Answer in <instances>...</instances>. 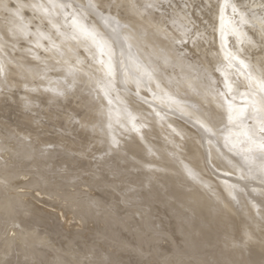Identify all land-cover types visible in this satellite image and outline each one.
<instances>
[{
	"label": "bare ground",
	"instance_id": "6f19581e",
	"mask_svg": "<svg viewBox=\"0 0 264 264\" xmlns=\"http://www.w3.org/2000/svg\"><path fill=\"white\" fill-rule=\"evenodd\" d=\"M9 1L11 0H0L2 6H0L1 87H3V83H10L8 78L14 80L11 78L14 77L11 74L12 70H18L21 76H30L34 71L43 68L35 64L42 58L27 63L18 59L24 52L32 51L33 43L31 46L24 43L22 45L23 49H20L21 46L17 43L21 40L25 41L28 37L37 40L35 37L39 35L40 31L33 29L30 32L29 29L31 28L29 23L24 21L21 9L30 6L29 9L36 10V14H43L45 18L52 21V14L47 13L41 5L34 6V0H27L26 3L13 0L11 4H9ZM165 2L167 1L165 0ZM6 4L11 5V7L5 13L3 7ZM43 5L45 6V4ZM218 5V11L214 13L206 9L207 11L199 18L201 21L196 20L198 25L196 24L197 28L194 35L192 34L193 38L194 36L197 37V40L201 38L204 41L205 39L204 43L194 42L195 53L197 52L196 59L199 58V60L205 62V64H201V67L205 65V72L199 70L201 69L199 64L196 61L193 63L192 58V63H189L184 56H180L182 51H179L180 53L178 52L179 55H177L176 48H173L174 45H170L168 48L165 45L167 50L157 57L142 52L133 45H129L126 50V53L128 51L129 55L138 57L141 61L167 59L169 62L164 68L173 67V70L184 75L190 72L198 73L201 78L200 88L206 87L209 89L207 98L213 101L212 104L222 107L226 105L223 116L225 119L224 124H229L233 128L231 130L223 129L221 127L223 123H220V121L217 124L206 122V119L209 120L215 116L213 112H198L189 118L188 123L193 130L192 132L187 130L189 134L194 135L200 142L209 138L211 144L205 147L202 146L198 154H186L181 159V172L177 173L176 176L181 175L179 178L187 177V179L196 181L194 182V195L186 197L184 193L180 192L183 185L176 183L174 192L167 189L164 192H158L157 195L154 194V197L152 195L137 197L136 201L129 202L126 192L134 177L138 176L141 181L148 182L145 180L149 175L148 169L155 166L157 162H153L149 167L138 165L139 161L136 160L132 163V168L127 170H124L121 166L116 170L112 166L113 164L108 163L109 154H111L110 152L107 154L108 150L111 151V146L115 145L109 141L113 130V124L109 118L104 119L101 117L95 126L102 138H100L101 142L104 141L105 147H100L102 155L99 153L98 156L96 154V158L94 157L96 160L93 165L97 169L90 173L87 183H78L77 180L69 177L72 170L74 172L79 171V166L86 165L81 163L85 155H72L73 152H70L71 154L67 153L62 147L56 145L57 143L48 147H41L40 145L41 151L35 148H25L19 144L9 145L8 138H5L8 133L6 134L3 129L0 119V264H264V210L258 208L264 205V142L261 141L264 138V63H257L256 59L247 60L246 57H240L241 54H244L253 58L255 54L254 46L257 42L254 39L255 34L263 31V29L258 28L259 24L243 26L242 31L232 33V36L234 37L235 34L236 38H234L236 42L233 45L223 42V33L234 28L236 19H231L227 23L221 11L224 5L221 3ZM54 16L57 18L56 14ZM185 17L182 16L183 21H185ZM213 17H215V21L213 20L215 22L214 32L208 34L205 32L202 19L204 18V21L207 22ZM233 17L231 15L229 18ZM143 19L145 20V18ZM241 19L237 20L241 21ZM173 20L174 16L170 13L166 21L172 23ZM96 21L99 22L97 27L94 24ZM38 22L39 25L44 23L42 19ZM108 23V21L102 20L98 13H95L85 20L81 29L89 35H96L100 31V27ZM182 25H185L184 22ZM70 26L69 29L76 28L73 23ZM179 27H181V23ZM82 34L84 33L82 32ZM213 35L216 36L214 39H212ZM136 38H139V36L136 35ZM188 38L190 37L184 39L187 42L184 43L187 44V48L185 47L187 52H190L193 48L188 51L190 48L188 44L189 46L191 44L188 43L191 41ZM187 39L190 41H187ZM94 40V44L91 45L94 51L101 48L123 46L121 40H116L114 45L108 41L110 39L105 40L104 37H95ZM53 42L55 41L53 40ZM80 43L82 42L80 41ZM154 43V47L162 45V41ZM243 45L246 46V50L243 48L244 50L235 53L227 50L229 46L241 48ZM63 46L62 44L59 47ZM204 46H206L207 53L202 52ZM38 47L36 46V48ZM76 47L79 48L78 40L73 47L71 46V51L68 52L71 58H75V51L72 50H75ZM61 51L59 52L61 53ZM55 56L53 58H56ZM193 56L195 58V55ZM38 57L40 56L37 55ZM107 59L111 62L113 60L112 58ZM76 61L79 62L77 59ZM111 62L103 65V71H106L109 67L112 69V63L114 64L115 61ZM73 63L69 65H73ZM185 63L188 65L183 67ZM69 65L68 67H70ZM159 69H162L160 63ZM208 76H213L215 80L223 83L209 87ZM88 79H86V82ZM112 81L110 90H112L111 88L117 89L120 83H126V77L121 75L115 81ZM174 82L177 84L176 81ZM83 83H81V86H83ZM170 83L174 84L172 82L168 84ZM165 85L159 84L158 90H156L158 97L156 98L166 97V99L168 98L167 101L171 100L172 105L178 108L185 100L181 99L176 92L173 94L167 93V97ZM81 88L84 90V87ZM136 88L138 89V87ZM85 89H88V87ZM137 89L135 93H137ZM53 93H56V91H53ZM78 95L77 92V97ZM71 96L73 99L72 94ZM134 96L137 97V95ZM105 97L104 94L103 98L105 99ZM126 98L123 99V103L129 105L132 101L128 97ZM198 98L199 94L195 93L191 96L188 105L191 102H196ZM1 100L0 97V102ZM245 100L247 102H244ZM152 101L153 99H148L144 101V105L152 107ZM104 103L106 106L100 109L103 113L118 108V103H109L108 101ZM240 103L243 105H239ZM246 103H250L251 107H245ZM72 110H74V107ZM195 111L198 110L195 109ZM123 113L125 112L123 111ZM168 114L170 115V113ZM147 117L148 121H152L156 115L152 112ZM72 118L74 119V117ZM125 118L126 115L123 114L121 119ZM71 120L69 121L72 122ZM158 120L164 124L171 122L168 124L169 129H176L179 123L171 121L173 118L167 115H160ZM72 123L75 124L74 127L76 128L80 122L78 123L76 119ZM84 126L80 129H83ZM91 128L93 127H90V130H92ZM18 131L20 132L19 128ZM163 131L160 127L161 139L163 141L170 140L171 137L167 133L163 135ZM181 134L183 133L181 132ZM48 139L46 141L50 140ZM253 141H261V144L253 145ZM38 143L40 144V142ZM41 144L47 146L48 142L43 143L42 140ZM86 145L88 146V143ZM255 147L257 149L253 150ZM135 150L139 151V157L141 158V154L146 149L138 146ZM250 150H253V152H250ZM126 152L128 153L125 149L123 154ZM164 163H168L171 167L176 165L175 160L164 159ZM254 163L260 164V166H253L255 170L250 167V164ZM87 164L92 163L88 162ZM138 168L141 171H138ZM104 171L107 174H114L118 171L116 174L121 179L122 189H117L114 192L103 191V189L108 188L103 186L99 176ZM169 172L170 168H166L160 173H150V175L153 174L151 180L160 188H163L165 178ZM71 179H74L73 182H69ZM82 189L88 191V194L80 196L83 198L77 197L79 195L78 191ZM169 196H173V203L164 208L163 206L160 208L155 207ZM227 196H231L232 199L236 200H238L236 197H239L240 202L245 203V208L237 210L236 205H228L225 208L218 207L211 215L213 216V222H211L209 220L211 217L208 216L209 211L204 208V205L208 203L210 198L215 200L217 197ZM86 203L91 207L81 211L80 208L86 207ZM188 206H195L197 209L192 214H185L182 220H177L179 214ZM162 208L163 210H161ZM50 211L58 212L59 218L51 216ZM225 213L229 215V219H226L223 215ZM90 216L92 221L88 219ZM194 216H196L195 219ZM88 220L91 221L90 225L87 224L89 223ZM237 220H243L242 224L236 226ZM187 222L196 227L195 229L199 233L198 238L190 237L188 241L185 239V235L188 234L186 229L190 228ZM81 224H87L84 228L86 230L87 227L88 231L81 230ZM99 234H101L102 240L96 242L97 239H100ZM237 238L238 240L232 243ZM62 249L64 250L62 251Z\"/></svg>",
	"mask_w": 264,
	"mask_h": 264
},
{
	"label": "rangeland",
	"instance_id": "374dc122",
	"mask_svg": "<svg viewBox=\"0 0 264 264\" xmlns=\"http://www.w3.org/2000/svg\"><path fill=\"white\" fill-rule=\"evenodd\" d=\"M18 1L21 3H26L27 0ZM162 1L163 0H34V6L41 5L44 7V10H46L47 13L52 14V21L45 18L43 14H36V10L34 11L33 9H29L30 6H28L29 8L21 9L22 16H24V21L28 22L29 27L31 28L29 29L30 32H32L33 29H37V31L40 30L39 33L35 31L40 35L39 37V35L36 36L35 34V39H40L37 42V40H33L34 38L30 39L28 37L25 41L21 40L18 42L17 44L21 46L19 47L20 49H23L22 45L24 43H27L30 46L33 43L32 51L27 53L24 52V54H21V57H18V59L24 63H27L28 61L35 62L39 60V58H42L37 63L35 62V64H37L38 67L43 68L34 71L30 76H21L20 73H18V70H12L11 74L14 77L11 78L14 80L8 78V82L10 83H3V87L0 85V97L2 98L0 102V119L6 134L8 133V136L10 135V137H5L8 138L9 145L19 144L21 146L23 145L25 148H35L36 150L38 149L41 151V147H48L49 145H54V143H57L56 145L62 147L67 153L73 152L72 155L83 154L85 155V160L83 159L81 163L86 165L79 166V171L75 170L76 172H74L72 170L71 174H69V177L74 178L78 183H87L90 173L97 169L93 163L99 153L102 155V150L100 147H105L104 141L103 143L101 142L102 138L95 126L98 124V120L101 117L104 119L109 118L113 124V130L111 132L112 137L109 138V141L111 144L113 142L115 145L111 146V151L108 150L107 154H109V152L111 153L109 154L110 159L108 160V163L113 164L112 166L116 170H118L119 166L123 167L124 170H127L132 168V163L136 162V160L139 161L138 165H147L149 167L153 164V162H157L155 166L148 169L149 177L147 176L145 178V180L148 182L141 181L138 176L134 177L131 186L126 192L128 195L127 200L129 202L136 201L137 197H146L149 195L154 197V194L157 195L158 192H164V190L167 189H171L172 192H174V185L176 183L183 185V189L180 192L184 193L186 197H192L194 195V182L196 181L194 179H187V177L179 178L181 175L176 176L177 173L181 172V159L184 158L186 154H198L202 146L205 147L211 144L209 138L205 139L203 142H200L194 135L189 134V130L190 132L193 131L190 127L191 125L188 123L189 118L194 115V113L213 112L215 116L209 120L206 119V122H213L217 124L220 121V123H223L221 124L223 129L227 131L231 130L233 128L229 124H224L225 119L223 116L225 114L224 110L226 109V105L222 107L212 104L213 101L207 98L209 89L206 87L200 88L201 85H199V82H201V78L198 73L190 72L189 74L184 75L176 70H173V67L164 68V66L169 62L167 59L158 61H141L138 57L129 55L128 51L126 53L127 47H129V45H133L138 50L157 57L163 51H166L168 46L174 45L173 48H176L175 51H177V55H179V51L184 52H181L183 55L179 52L180 56H184L186 61H189V63H194V61H196L201 69L198 68L199 66L197 68L205 72V65L201 67V64H205V62H202L199 60V58L196 59L197 52L195 53L194 49V42L199 41L200 43H204L205 41V39L202 41L201 38L197 40V37L195 36L193 38L198 25L196 20H200L199 18L207 10H211L214 13L218 11V4L221 3L224 5L222 6L221 11L225 16L224 19L227 21V23L231 19H236L234 28L223 33V42L233 45L236 42L235 34L234 37L232 36L233 32L242 31L243 26H255L259 24L258 28L263 29V31L255 34L256 37H254V39L257 42L254 46L255 54L253 58L250 55L246 56L244 54H241L240 57H246L247 60L256 59L257 63H264V0H240L239 2L238 0H166L167 2L164 0L163 3ZM11 2H13V0L9 1V4H11ZM9 4H6L3 7V11L5 13L11 7ZM43 4H45V6ZM95 13H98L102 20H106L109 23L104 24L103 27H100V31L96 35H89L87 32L85 33L81 27L84 25L85 20L88 17H92ZM170 13H172L174 16L172 23L166 21ZM54 14L57 15V18L54 16ZM231 15L234 17L229 18ZM182 16H186L185 21H183ZM143 18H145V20ZM41 19L44 23L39 25L38 21ZM237 19H241V21ZM213 20L215 21V17L207 22L204 21V18L202 19L205 32L208 34L214 32L213 27L215 22ZM183 22L185 24L184 26L182 25ZM71 23L75 24L76 28L73 27V29H69V27H71ZM180 23L181 27H179ZM94 24L97 27L99 22L96 21ZM82 32L84 34H82ZM136 35H138L139 38H136ZM95 37H104L105 40L110 39L108 41L112 45L115 44L116 40H121L123 46L101 48L94 51L92 49L93 46L91 45L94 44ZM187 37H190L188 39L191 40L190 41L187 39V41H190L188 43L192 44H190V46L188 44V47H190L188 51L193 48L190 52H187V44H185L187 42L184 41V39L186 40ZM214 37L216 36L213 35L212 39H214ZM50 40L52 42L54 40L55 42L50 43ZM77 40L79 48L76 47L75 50H72L75 51V58H71L68 52L71 51V46L73 47ZM80 41L82 43H80ZM160 41H162V45H157L158 47H154V42ZM62 44L64 46L59 47ZM36 46H39L40 48H36ZM244 46L245 45H243L241 48L237 46L236 48L229 46L227 50L231 53L240 52V50H244L243 48L246 50V46ZM205 47L206 46L203 48V53H207V49ZM60 50H62L61 53L59 52ZM188 53H190V55H188ZM56 54L57 56H55ZM37 55L40 57L37 58ZM193 55H195V58H193ZM54 56L56 58H53ZM186 56H189L190 59L192 58L193 61ZM107 58H112V62L115 61L114 64ZM76 59L79 60V62H77ZM201 59L203 60L202 57ZM106 61L108 64L110 62L112 63L111 67L113 70L109 67L111 71L108 70L109 68H107L108 71H103V65L107 63ZM76 62L79 64H76L75 66ZM70 63H73V65H69ZM159 63L162 65V69H159ZM68 65L71 68L68 67ZM113 65L115 66L113 67ZM186 65L188 64L185 63L183 67ZM83 66L86 68L84 69ZM1 70H3V68H1ZM84 72H86L87 75L86 73L84 74ZM121 75L126 77V83H120L117 89L111 88L112 90H110V85L112 84L111 81H115V79ZM16 77L18 78L16 79ZM86 79H88V83L86 82ZM173 80L176 81L177 84ZM207 81L209 82V87L223 83L215 80L213 76H208ZM82 82H84L82 84L83 86H81ZM169 82L174 84H168ZM159 84L167 85H165V93L167 97V93L173 94L176 92L179 97H181V99L185 100L184 103L177 108L176 106L172 105L171 100L167 101L168 98L166 99V97L162 99L156 98L158 97L156 90H158ZM81 87H84L85 91L82 90L83 88ZM87 87L88 89H85ZM136 87H138V89ZM136 89L137 93H135ZM53 91H56V93H53ZM76 91L79 94L78 97ZM83 91L86 93L84 94ZM70 93L73 95V99ZM195 93L199 94V98L196 102H191L190 105H188L191 96H193ZM104 94L106 96L105 99L103 98ZM134 95H137V97ZM126 97L132 101L129 103V105L123 103V99H127ZM148 99H153L152 107H150V105H144V101ZM106 101L109 103H118V108L114 110L112 109L110 112L103 113L100 109L106 106L104 103ZM244 102H247V100ZM68 105H71L72 107H68ZM239 105L243 104L240 103ZM244 106L249 108V106L251 107V104L246 103ZM73 107L74 110H72ZM195 109L198 111H195ZM123 111L125 113H123ZM152 112L155 113L156 117H154L152 121H148L149 119L147 115ZM216 112L217 114H221L217 115ZM168 113H170L171 116ZM123 114L126 115L125 119H121ZM160 115H167L173 118L171 121L179 122L177 128L169 129L170 126H168V124L171 122H168L167 124L162 123L158 120L160 119ZM68 116H72L74 119L72 117L68 118ZM75 118L78 120V123L80 122L79 125H77L78 127H76L79 129H76L74 127L75 124L72 123L74 120L76 121ZM83 126L84 128L80 129V127ZM90 127H93L91 128L92 130H90ZM160 127L162 130H164L162 132L163 135L167 133L168 136L171 137L170 140L163 141L161 139ZM18 128L20 132L18 131ZM180 131L183 134H181ZM47 139L49 141H46ZM77 139L78 141H76ZM42 140L43 143L48 142V145L46 146L45 144H41ZM37 141L40 142V144ZM52 141L54 142L51 143ZM261 141L264 142V138L261 139ZM261 141H253L252 144L259 145L261 144ZM87 143L88 146H90L89 149L86 145ZM138 146L146 149L145 152L141 154V158L139 157V151L135 150V148ZM69 149L72 150L70 151ZM125 149L128 151V153L126 152L123 154ZM254 149L256 150L257 148L255 147L253 150ZM78 150L79 152H77ZM253 150H250V152H253ZM131 151L132 153H130ZM107 154L106 156L108 157ZM164 159H169L172 161L175 160V167H171L168 163H164ZM86 161L92 164H87L88 162ZM254 165L260 166V164L257 163L252 165L250 164V167L254 170ZM166 168H170V172L165 178L163 188H160L153 182V180H151L153 174L150 175V173H160ZM138 171L141 170L138 168ZM117 172H114V174H107L106 171L101 172V174L99 173V176L103 182V186L108 187L107 189H103V191L114 192L117 189H122L123 184L120 181L121 179H119L117 176ZM74 179L65 181L73 182ZM199 192L201 191L199 190ZM78 193L79 195L77 197L84 195L86 196L88 191L82 189L81 191H78ZM213 198H215V196H213ZM236 198L238 200L232 199L231 196L222 198L217 197L215 200L210 198L208 203L204 205V208L209 211L208 216L211 217L209 220L213 222V216L211 215H213L214 210L218 207L225 208L228 207V205H236L237 210L243 207L245 208V203L242 204L239 200V197ZM173 199V196H169L164 199L160 205L157 204L155 207L160 208L163 206L164 208L173 203ZM85 205L86 207L84 206L83 208H80L81 211L91 207V205L87 203ZM163 208L161 210H163ZM258 208L264 210V205H261ZM196 209L197 207L195 208V206H188L183 212L179 214V218H177V220H182V217L185 216V214H192ZM49 214L59 218L58 212L55 213L50 211ZM223 215H225L226 219H229V215L227 213ZM195 217L196 216H194V219ZM90 218L92 219L91 216L88 217L89 220H91ZM91 221H89L87 224L90 225ZM242 221L237 220L235 223L236 226L240 225ZM83 224H81V230H85L84 226L87 225ZM187 225L190 226V228L186 229V233L188 234L187 236L185 235V239L188 241L190 237L198 238L199 233L195 229L196 227L190 222H187ZM85 231H88L87 227ZM99 235L100 239H97L96 242L102 240L101 234ZM237 240L238 238L232 243L236 242ZM63 250L64 249H62V251Z\"/></svg>",
	"mask_w": 264,
	"mask_h": 264
}]
</instances>
